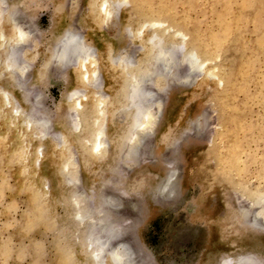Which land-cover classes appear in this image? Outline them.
Masks as SVG:
<instances>
[{"label": "rangeland", "instance_id": "1", "mask_svg": "<svg viewBox=\"0 0 264 264\" xmlns=\"http://www.w3.org/2000/svg\"><path fill=\"white\" fill-rule=\"evenodd\" d=\"M95 2L0 0V29L15 18L28 30L18 71L0 73V90L23 111L13 115L0 97V264H95L74 240L83 226L73 214L107 194L120 195L108 218H120L136 264H220L247 253L264 264V229L247 225L264 199V0H110L107 15L91 10ZM67 26L95 52L104 118L76 65H43L53 31ZM138 79L154 96L129 158L128 139L114 142L131 123L135 109L121 110ZM75 89L91 96L77 110L67 99ZM97 123L111 142L104 154L84 141ZM172 170L171 194H159Z\"/></svg>", "mask_w": 264, "mask_h": 264}, {"label": "bare ground", "instance_id": "2", "mask_svg": "<svg viewBox=\"0 0 264 264\" xmlns=\"http://www.w3.org/2000/svg\"><path fill=\"white\" fill-rule=\"evenodd\" d=\"M109 2L110 0H98V2H95L93 5L91 4L92 5L91 10L95 12L96 15H107L110 12V7L108 6ZM10 14L9 16H11ZM14 19L13 21L16 20ZM13 21L12 20L10 21V27H8V29H3V28L0 29V48L3 49L0 52V73L17 72L18 70L16 69L22 61L20 51L22 49V45H25L23 43L25 41L24 40L25 37L27 36L28 30L27 28H23L20 25L19 26L17 24L14 25L12 23ZM144 25H147V24H143L142 26ZM154 38L155 37L152 36L150 40ZM92 49L91 47L86 45L84 42H82V35L81 33H79L77 29H74L73 27L70 28L69 26L63 28L62 30L57 28V30L53 31L51 35L47 50L45 51V55L43 57L45 61L43 65L44 64L46 65L49 62H51L50 65H52V62H54L61 69L65 67L72 68V66L76 65V68L74 70V78L79 79L81 82L84 83V85L89 84L88 86H91L95 90L96 96L94 95L95 98H93L94 107L96 108L97 114L103 115V118H104L105 117L104 115L105 113L104 96L106 95L105 93H103L104 91L102 92L101 90V81L97 73L99 65L98 63H96V60L94 59L95 52ZM173 50L174 49L167 48L163 50L162 52L164 53V55H168V54L170 55L171 53L175 52V50L174 51ZM109 59L118 65H122L123 67L128 66V65H133L134 63L133 60L127 56L125 57L110 56ZM171 63H173L172 55L166 58L165 63H163L164 67L162 69L167 71ZM144 77L146 79L147 76H144ZM145 79L144 80L138 79L137 83L132 84L130 88H128V90L126 91V94H124L126 103L123 105L122 110L120 107L121 111H125L126 109H129V108L135 109L134 110L135 112L132 116L129 127L114 142V144L118 145L122 143L123 140L128 139V142L130 143V145L125 150V153H126L125 155L129 158H132L137 152V147H138L137 145L139 141L137 139L139 138L141 134L139 131H141V128L143 129L145 128L144 126H146V122L144 118L146 119V117H148L147 113H149L150 111L149 112L147 111L149 110L150 105H152V96H154V94H152L150 91H146L144 87V84L146 83ZM80 90L75 89L71 91L70 93H68L67 95L68 101H71V103H73V107H72L74 108L73 110L80 109V107L84 105L82 102L84 100H87V97L90 96L89 94L90 92L84 91V92H81L82 94L80 96L81 97L80 99L75 98V95L78 94ZM10 95L11 94H9L8 91H5L4 89L0 90V97L2 99V105L7 107L8 109L10 108L13 115L17 114V116H20V117L23 116L22 109H20L18 105H15V103L13 104L12 98H11L12 96ZM155 102L159 103L157 98L155 99ZM77 113L79 112L77 111ZM75 117L73 119L74 121H75ZM36 120L38 119L36 118ZM31 121L32 120H31L30 115L23 118V123L25 124L26 127L31 125ZM41 122H43L42 119L38 120L37 123L42 124ZM79 124H75V126L78 128L80 126ZM81 125H84V124H81ZM52 132H53L52 137L54 141L56 142L57 146L60 147L62 145L61 136L58 133H54V131ZM84 141L89 151L92 154H101L102 150L104 154L111 146L110 139L106 137L105 135V126L102 123H97L94 126L93 132L89 136H85ZM41 150L42 149L40 148L36 149L35 161H37L38 156L42 153ZM173 175H174V171L172 170V172L168 175V180L163 184L162 189L160 190L159 194H162L164 196L171 194V190H168L167 186ZM171 183L173 184V182ZM171 187H173V185ZM78 196H80V194ZM118 196H113L112 194L103 195L98 203L99 208L92 209L91 206L90 208L83 207L85 209H78V210L76 208L73 214V218L77 221V223L80 226H83V229L81 230L82 232L81 237L79 234L75 235L74 240L80 243V248H82V251H84V253L89 258H91L95 264H136L137 258L135 257L136 255L134 251H132L130 248L131 246H130L129 240H125L122 238V235H123L122 233L125 231L124 230L125 228L120 225L119 223L120 218H117L116 216H113V215L111 217H115L114 220L110 219L111 217L108 218V215H109L108 213H110L111 210H113L114 208L120 205ZM71 200L73 203L79 202V199L77 196H74V197L72 196ZM94 205L95 204H93V206ZM93 212L100 214V216L98 217V220H99L98 223L100 224L99 232L102 233L103 235H97L95 233V226L93 225L94 223L92 224V222L90 221L92 217L94 216ZM254 213H255L254 216L256 217L257 215L259 220H254L255 219L254 218L250 222H248L247 225L250 228H254L255 225H257V227L264 229V199H262V204L260 205V209L259 210L255 209ZM138 258L140 259V257ZM141 260L144 261L143 259ZM220 264H257V259L251 253L240 254L235 257L231 255H224L221 258ZM258 264H261V263H258Z\"/></svg>", "mask_w": 264, "mask_h": 264}]
</instances>
